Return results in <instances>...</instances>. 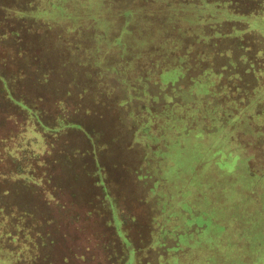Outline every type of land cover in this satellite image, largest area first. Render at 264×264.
Segmentation results:
<instances>
[{
    "label": "rangeland",
    "instance_id": "rangeland-1",
    "mask_svg": "<svg viewBox=\"0 0 264 264\" xmlns=\"http://www.w3.org/2000/svg\"><path fill=\"white\" fill-rule=\"evenodd\" d=\"M131 8L139 12L140 0H0V28L16 33L0 38V174L1 179L12 175L18 181L0 186V207L12 206L13 222L20 221L9 236L14 244L8 247L7 238L0 244V264H128L127 243L140 256V216L168 229L172 223L164 217L175 210L172 201L177 206L190 203L219 220L222 248L219 258L207 255L211 264H264V177L250 179L241 163L229 170L226 181L209 183L210 177L221 176L215 158L204 159L197 175H169L175 162L172 148L183 147L188 115L170 103L175 93L168 85L150 89L153 104L155 100L164 107L152 106L144 94L140 66L147 68L158 55L140 61L145 38L140 35V14H125ZM141 19L146 20L143 15ZM168 19L167 11L148 18L152 32L145 41L168 35L174 29L166 24ZM161 20L165 23L158 29ZM185 29L176 20L172 42ZM180 84L187 89L190 85L187 80ZM41 112L57 121L74 115L80 127L55 133L43 127L50 122ZM254 136V154L264 162V135ZM203 142L210 148L216 144L210 138ZM99 179L105 180L107 190ZM161 201L170 205L165 213L155 205ZM6 220L0 217L2 231ZM24 221L32 226L36 222L37 230L41 226L43 246L37 241L31 251V240L20 233L31 232ZM143 241L151 243L147 237ZM161 242L164 250L151 251L146 263H174L167 252L174 239L166 236ZM202 252L189 254L202 259Z\"/></svg>",
    "mask_w": 264,
    "mask_h": 264
},
{
    "label": "trees",
    "instance_id": "trees-1",
    "mask_svg": "<svg viewBox=\"0 0 264 264\" xmlns=\"http://www.w3.org/2000/svg\"><path fill=\"white\" fill-rule=\"evenodd\" d=\"M109 1L103 0L104 3ZM133 9L122 13L130 17L140 14V35L145 39L150 36V31L152 32L148 18L154 20L156 16L165 15V11L170 17L166 24L174 28L168 32V35L160 37L162 38L160 41L154 40L152 43L146 42L145 39L140 41L141 62H144L147 57L158 55L155 60H150V66L147 68L140 66V86L144 94L148 95L151 101L154 96L150 89L160 84L168 85L169 90L175 93L170 95L171 102H169L174 106H181L188 115L185 122L183 147L177 146L174 151L172 148V154L170 153L175 158V162L173 167H169V175L174 179L184 173L197 175L204 168V159L215 158L217 160L215 165L221 176L210 177L209 183L226 181V176L231 174L229 170L233 166L239 167L241 163L250 179L264 177V162L260 155L254 154L257 147L254 148L255 143L252 142V138L256 137L255 134L258 137L264 135V128H262L264 127V0H140V11ZM142 15L146 20L141 19ZM90 18L96 22L95 17ZM176 20L185 24L186 29L185 32L179 30L182 38L172 42L170 36L174 35ZM141 22H144L145 27L141 28ZM157 23L156 28L159 29L165 21L161 20ZM15 36L14 30L7 27L0 28V38ZM49 46L51 45L46 47ZM61 62L56 63L58 68ZM62 65H65L64 61ZM49 69H53V66ZM194 70L197 74L191 75ZM233 71L235 73H232ZM226 73L230 74L228 78H225ZM182 80L189 82L188 89L181 86ZM183 94L188 95L189 99H183ZM23 105L28 107L25 103ZM155 105L164 107L165 104L154 100L152 106ZM41 116L47 120V123L50 122L51 126L43 123V127L55 133L80 127L77 119L71 114L61 116L58 121L46 112H41ZM39 117L36 116L35 119L40 123L41 117ZM209 138L214 140L215 147L210 148L208 143L203 142ZM92 151L95 156L96 150ZM165 154L167 155V152ZM239 158L241 162L237 164ZM261 166L259 172L257 168ZM247 175L245 177L249 179ZM13 178L14 176L7 175L1 179L0 174V186L6 182L13 186L18 182ZM19 182L29 187H37L31 180L22 179ZM104 182L105 180L101 179L99 183L105 191L107 187ZM223 184L225 186V182ZM3 193L5 199L7 190L5 189ZM230 197L232 199V196ZM172 202L175 210L168 217H164L172 223L168 229L163 225L155 226L152 221L150 223L140 216V239L142 240L140 256H137L134 247L127 243L125 251L131 256L128 264H147L144 261L146 255L149 256L151 251L156 252L157 249L164 250L165 244L161 240L166 236L169 240L174 239V244L170 243V249L167 251L173 259L185 258L190 251L205 250L202 246L209 249L220 246L217 237H220L219 233H221L218 227L220 224L213 220L212 212L203 211L205 214H202L190 203L180 202L177 206V201ZM155 205L159 206L160 210L162 207L164 213L170 207L163 201ZM0 206H2L1 201ZM6 207H0V217L8 220H6L7 227L3 226L6 230L0 229V244L4 245V239L7 238L9 239L8 247H10L14 243L9 242L14 239L9 236L12 235L13 229L18 228L20 221L13 222L14 212L13 209L9 210L12 206ZM24 215L27 216L30 213L25 212ZM24 224L28 225L31 232L20 230V233L23 239L31 240V242L28 241L30 243L28 245L32 251L33 247L35 249L38 247L37 241L43 243L45 237L41 233V226H38L37 230L36 222L34 226L28 221H24ZM153 228L156 230H151ZM172 228L175 229L173 233L170 232ZM33 231H37L35 235L32 234ZM146 237L151 243L146 242L147 244L144 245L143 239ZM41 245L43 246L44 243ZM160 261L159 257V263Z\"/></svg>",
    "mask_w": 264,
    "mask_h": 264
},
{
    "label": "crops",
    "instance_id": "crops-1",
    "mask_svg": "<svg viewBox=\"0 0 264 264\" xmlns=\"http://www.w3.org/2000/svg\"><path fill=\"white\" fill-rule=\"evenodd\" d=\"M232 73H235V71H233ZM229 75H230L229 73H226L225 78H228ZM220 221H224V219L221 220V218H220ZM216 222L219 223V220H217ZM218 227L221 228L220 225ZM219 234L221 235V233H219ZM217 237L219 238V236H217ZM205 247L206 246H203V249H205V250H203V252L201 254V257L204 256V255H206L205 256L206 260H203L205 258L199 259L195 254H191L190 253V254L187 255V257L185 255V258L184 257L183 258L181 257L179 259H175V262L173 264H198V263H200V264H211L209 262V258L207 259V255H209V254H217V258H219V251L221 250L222 245L220 244V246L219 247H216L215 249H209V247H207V248H205ZM213 264H219V263L218 262H214Z\"/></svg>",
    "mask_w": 264,
    "mask_h": 264
}]
</instances>
